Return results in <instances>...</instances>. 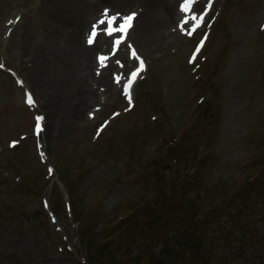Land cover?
Masks as SVG:
<instances>
[{
  "label": "rangeland",
  "instance_id": "obj_1",
  "mask_svg": "<svg viewBox=\"0 0 264 264\" xmlns=\"http://www.w3.org/2000/svg\"><path fill=\"white\" fill-rule=\"evenodd\" d=\"M69 1L52 18L55 0H0V63L23 83L0 69V264H264V0H162L179 11L163 42L138 39L140 0ZM81 10L83 43L94 25L108 41L94 72L116 88L94 83L77 118L75 79L50 84L23 48L49 24L64 44ZM105 10L137 13L118 48Z\"/></svg>",
  "mask_w": 264,
  "mask_h": 264
},
{
  "label": "bare ground",
  "instance_id": "obj_2",
  "mask_svg": "<svg viewBox=\"0 0 264 264\" xmlns=\"http://www.w3.org/2000/svg\"><path fill=\"white\" fill-rule=\"evenodd\" d=\"M140 1L144 2L145 5L139 15V17H142L141 22L143 21V18L144 22L142 24L143 28L140 31V36H138V39L143 42H149L150 40L156 42L165 41L166 32L164 31L162 33V30H167L170 24L175 21L179 11L173 8V6L175 5L172 4V1H166L164 5H162V0ZM47 2H50V0H47ZM55 2L56 4L48 3L44 5L49 8V15L52 18L58 17L61 12H68L71 10V3L69 0H55ZM111 2L115 4L116 1L113 0ZM117 4L124 5L125 2H120ZM72 16L74 20H72L73 22H61V27L64 24L65 26H67L68 24L71 26V29L68 31L69 33L64 44L61 43V41L58 39L59 32L61 29L58 28L56 25H53L54 27L51 26L50 28L49 24L48 28L44 30L46 31L45 36L43 35L37 37V45L39 46L37 48L38 51H35L33 53L31 47L27 46V49L23 48V52L36 61V63L39 65V76H43V78H46V80H48L50 84L55 85L57 82L64 84V81L59 79L61 75H56V71L58 69L63 71V77L65 79H67V77L75 79L76 84L78 86V98L82 101L81 103L76 104L77 106L74 109L73 116L77 118H82L83 112H81L79 106L85 105L83 103V101L85 100L84 97H87L89 94L95 95V92H98L99 94L98 89L94 90V83L99 84L104 82V84L107 86V89H110L112 91L115 90L116 86L113 82H110L107 74L104 73L102 76H97L94 72V58L96 50L101 48V45H105L106 43H108V41H106L105 38L99 35L94 45H87L85 42L83 43L82 37L84 35V26L87 23L88 15L86 16V12L84 11L82 13L81 10L79 12H75V14ZM139 17L137 18L139 19ZM121 23H123V20L119 22L115 21L116 25H120ZM36 25V23H33L31 24L32 28L30 26L27 27V39L30 38V31L36 29ZM53 33L56 35L54 36ZM119 33H115L116 35L113 33V41L121 37V34ZM123 42H125V40H123ZM30 44L34 45V40H32ZM114 46L115 45L113 42V47ZM50 61L55 65L54 69H52V67H49L48 63ZM53 74L56 77H54ZM85 79H87L88 81H85ZM78 82L81 88L79 87ZM59 96L64 99L62 88H60L59 90ZM73 106H75V104Z\"/></svg>",
  "mask_w": 264,
  "mask_h": 264
},
{
  "label": "snow or ice",
  "instance_id": "obj_3",
  "mask_svg": "<svg viewBox=\"0 0 264 264\" xmlns=\"http://www.w3.org/2000/svg\"><path fill=\"white\" fill-rule=\"evenodd\" d=\"M194 2H195V0H184L183 4L181 5V10L183 12H188L190 10V8H191V5ZM117 15H119V14H117ZM135 15H136L135 13H132V14H129L128 16L123 17V23L119 27H114L113 25H114L117 17L115 15L114 16H108V10H105L104 16L106 17V20L105 19H101L100 21H98V24L102 25L105 22H107L108 27L105 29V32H106L107 35H112L114 32L126 33L128 28L131 27V21L135 18ZM191 19L193 21H195V23L193 24V27H192V31H195V29L200 26V23L203 22V16H200V17L193 16ZM187 23H188V21L185 20L182 23V26L184 24H187ZM189 34H191V33H189ZM97 35H98L97 26L94 25L93 29H92V32L90 34L88 42L90 44L93 43V41H94V39H95V37ZM124 38H125L124 36H121L117 40H115L114 41L115 47L118 48V46L123 42ZM198 50L199 49H197V51ZM132 54L135 56V52L134 51H133ZM98 59H100L103 62V61H106L108 59V57L101 56ZM117 63H119V61H117ZM141 66H142V62H141ZM135 76H136V73L133 72L132 73V79H134ZM116 79H117V82H119V77H117ZM132 79H129L128 84L125 86L126 87V91H127L128 88L131 87ZM28 102L29 103L33 102L31 96L28 97ZM38 119H41V118H38Z\"/></svg>",
  "mask_w": 264,
  "mask_h": 264
},
{
  "label": "trees",
  "instance_id": "obj_4",
  "mask_svg": "<svg viewBox=\"0 0 264 264\" xmlns=\"http://www.w3.org/2000/svg\"><path fill=\"white\" fill-rule=\"evenodd\" d=\"M197 208H198V203L197 204L195 203V216L194 217H196V215H197ZM112 245H113V242L110 245V249L107 248V247L105 248V251H108L109 252V258L112 256ZM102 247L104 248V244L102 245ZM100 251L102 252V250H100ZM98 257H99L98 254L97 253H94V254H92V257H89V259L91 258L92 260H94V259H98ZM107 257H108V255H107Z\"/></svg>",
  "mask_w": 264,
  "mask_h": 264
}]
</instances>
